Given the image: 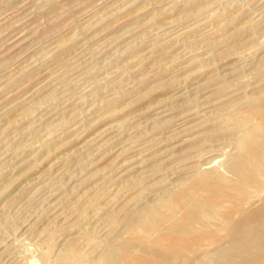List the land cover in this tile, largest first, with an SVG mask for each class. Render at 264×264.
<instances>
[{
	"label": "rangeland",
	"instance_id": "rangeland-1",
	"mask_svg": "<svg viewBox=\"0 0 264 264\" xmlns=\"http://www.w3.org/2000/svg\"><path fill=\"white\" fill-rule=\"evenodd\" d=\"M263 207L264 0H0V264H263Z\"/></svg>",
	"mask_w": 264,
	"mask_h": 264
},
{
	"label": "bare ground",
	"instance_id": "bare-ground-1",
	"mask_svg": "<svg viewBox=\"0 0 264 264\" xmlns=\"http://www.w3.org/2000/svg\"><path fill=\"white\" fill-rule=\"evenodd\" d=\"M152 19H153V18H152ZM5 79H6V78H5ZM6 113H7V112H6ZM259 122H260V121H259ZM250 144H251V143H250ZM243 146H244V145H243ZM254 153H255V152H254ZM198 183H199V182H198ZM231 190H232V189H231ZM215 192H216V191H215ZM208 193H209V192H208ZM235 193H236V192H235ZM231 200H232V199H231ZM216 201H217V200H216ZM227 202H228V201H227ZM232 202H233V201H232ZM234 203H236V202H234ZM263 208H264V207H263ZM170 209H171V208H170ZM261 210H262L261 212L264 211V209H261ZM164 213H165V212H164ZM256 217H258V216H256ZM237 226H238V225H237ZM234 227H235V225L233 224V227H231V229H233ZM255 227H256V226H255ZM243 232H244V230H243ZM240 233H241V232H240ZM240 233H239V234H240ZM232 235H233V234H232ZM192 245H193V244H192ZM232 247H233V246H232ZM232 247H231V248H232ZM237 248H238V247H237ZM262 261H264V260L262 259ZM141 262H142V263H143V262H144V263H145V262L148 263V259H144V260L141 259ZM201 262H202V260H201ZM212 262H213V261H212ZM258 264H261V261H260V263H258ZM263 264H264V262H263Z\"/></svg>",
	"mask_w": 264,
	"mask_h": 264
}]
</instances>
